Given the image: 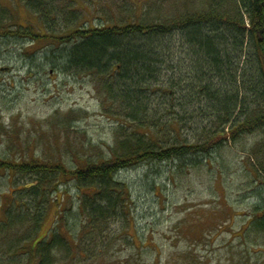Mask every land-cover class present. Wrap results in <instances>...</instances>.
<instances>
[{
  "label": "trees",
  "instance_id": "16d2710c",
  "mask_svg": "<svg viewBox=\"0 0 264 264\" xmlns=\"http://www.w3.org/2000/svg\"><path fill=\"white\" fill-rule=\"evenodd\" d=\"M23 1L36 15L38 27L18 24L9 31L0 22V35L56 41L59 51H51L47 62L60 72L98 81L116 105L117 138L115 147L108 146L105 153L73 154L70 165L62 159L18 162L0 157V172L35 179L36 184L15 190L44 202L46 189L57 191L59 183L74 180L84 186L81 194L89 220L106 221L118 205L125 209L123 193H128L117 189L121 172L151 165L161 170L163 163L182 173L207 163L213 152L243 142L241 150L264 179V0H199L198 5L194 0H162L139 15L129 8L127 14L121 7L125 16L121 22L126 23L82 27L60 37L46 27L54 13L52 0ZM188 129L197 135L193 141L182 137ZM15 190L4 196L5 204L0 206L4 221L16 220L5 229L32 223L35 234L44 212L40 206L22 207L20 199H14ZM256 198L240 233L246 232L254 244L257 236L264 237V188ZM12 204L21 215L8 214ZM55 220L52 226L57 228L49 240L48 233L37 241L22 236L5 246L3 239L4 253L26 251L31 259L26 264H49L33 259L44 247L51 250L56 242L67 240L60 232L64 214Z\"/></svg>",
  "mask_w": 264,
  "mask_h": 264
},
{
  "label": "rangeland",
  "instance_id": "374dc122",
  "mask_svg": "<svg viewBox=\"0 0 264 264\" xmlns=\"http://www.w3.org/2000/svg\"><path fill=\"white\" fill-rule=\"evenodd\" d=\"M52 1L56 14L46 27L52 36L58 37L82 27L126 23L127 20L121 22L125 18L121 11L128 14L129 8L139 15L149 4H162V0H99L97 4L86 0ZM193 3L198 5L199 0ZM0 22L9 31L16 30L18 24L38 27L36 15L23 0H0ZM55 42L0 35V157L18 162L32 158L62 159L70 165L73 154L93 156L107 152L108 146L115 147L116 105L101 91L95 78L66 74L51 67L46 56H52ZM196 136L190 129L182 132V137L189 141ZM243 146L244 142L239 147L226 146L213 152L207 163L182 173L163 163L159 165V175L161 170L155 169V165L121 172L117 189L128 193H123L125 209L118 205L116 213L106 221L89 220L81 194L84 186H78L74 180L59 183L57 191L52 187L46 189L42 202L15 190L36 184L33 177H12L8 172H0V206L5 204L4 196L14 189V199H20L17 201L22 207L35 210L40 206L44 212L37 233L33 234L32 223L5 229L16 220L4 221L0 207V264L30 261L26 251L8 255L4 246L22 236H27V240L34 236L37 241L48 233L45 239L49 240L57 228L52 226L58 221L55 217L61 214L65 222L60 225V232L68 244L63 239L51 250L44 247L34 261L264 264V237L257 236L254 244L246 232L240 234L257 203L256 193L264 188V179L241 150ZM70 149L75 151L71 153ZM14 204L8 214L21 215Z\"/></svg>",
  "mask_w": 264,
  "mask_h": 264
},
{
  "label": "bare ground",
  "instance_id": "6f19581e",
  "mask_svg": "<svg viewBox=\"0 0 264 264\" xmlns=\"http://www.w3.org/2000/svg\"><path fill=\"white\" fill-rule=\"evenodd\" d=\"M125 8V6L124 7H122V9H124ZM125 11V10H124ZM94 27V26H93ZM95 27H97V26H95ZM46 33V32H45ZM62 47H64V45L62 46ZM62 47H60V49H62ZM53 52L55 51V50H52ZM56 51H59V50H56Z\"/></svg>",
  "mask_w": 264,
  "mask_h": 264
}]
</instances>
